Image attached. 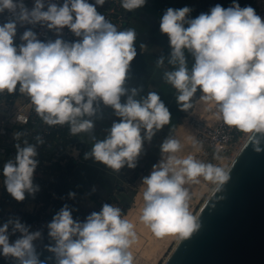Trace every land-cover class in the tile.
Instances as JSON below:
<instances>
[{"label":"clouds","instance_id":"1","mask_svg":"<svg viewBox=\"0 0 264 264\" xmlns=\"http://www.w3.org/2000/svg\"><path fill=\"white\" fill-rule=\"evenodd\" d=\"M105 3L64 0L59 5L35 0L29 10L23 0H0V13L7 10L12 15L0 25V94H13L19 85V92L27 93L46 125L67 124L73 136L93 132L101 102L110 107L120 121L112 123L84 158L119 172L125 166H137L145 141L170 124L171 113L158 93L144 97L142 89L126 88L137 56L136 32L118 30L99 13L96 6ZM145 4L146 0H121V7L129 12ZM191 11L168 8L160 19V32L168 37L171 49L167 63L173 66L162 79L177 90L180 111L193 107L199 91V99L216 105L218 118L226 126L252 133L254 150L264 151V21L252 7L241 8L235 0L228 8L217 4L196 18H190ZM17 24L46 25L58 36L67 27L80 39L41 42L26 30L16 46ZM139 47L146 50L143 43ZM186 53L192 57L190 68ZM165 59L161 55L157 66L163 67ZM122 97H127L124 103ZM35 140V144L25 140L24 146L16 143L15 158L3 165L4 186L17 202L39 190L33 177L39 163L37 146L45 140L40 135ZM181 150L180 141L170 135L160 146L161 160L142 178L140 220L156 237L187 238L200 229L199 220L189 211L190 194L184 187L188 181L199 182L197 178L203 177L222 186L230 179L222 167L192 155L178 157ZM74 195L69 193L70 198ZM72 212L65 205L47 225L54 246L46 250L55 264H133L129 249L138 237L133 223L122 218L121 208L105 203L83 222L74 220ZM17 232L20 237L10 243L9 236ZM41 235L30 232L18 218L9 219L0 226V254L17 264H43L34 244Z\"/></svg>","mask_w":264,"mask_h":264},{"label":"crops","instance_id":"2","mask_svg":"<svg viewBox=\"0 0 264 264\" xmlns=\"http://www.w3.org/2000/svg\"><path fill=\"white\" fill-rule=\"evenodd\" d=\"M234 0H146L144 7L126 13V23L124 30L134 29L136 32V48L137 56L131 63L129 78L126 82V88L142 89L140 96L146 97L149 92H156L160 95L162 102L171 113V121L169 125L164 126L150 142L145 141L143 145V153L138 158L137 166L129 169L127 166L119 172L106 168L104 165L95 162L93 159H85V154L91 151L93 144L97 140H102L107 135L112 123L119 122L120 118L115 116L114 110L100 103V113L94 118L93 132H82V153L81 162L74 171L70 172V182L65 175L60 177L64 184V198L53 208H39L32 202L22 205L19 209H12L9 205L0 203L2 210L13 215V219H19L23 222V213L32 214L39 217V222L34 224L33 230L39 226V230L46 235L41 249H47V246H54V241L49 238L47 225L52 221L56 213L65 205L73 209L72 215L74 220L84 221L92 212L101 210L105 203L111 201L113 193L117 188V180L123 176H130L133 173H143L145 170L153 168L161 160L160 146L163 141L170 135L176 139H183L185 131H193L191 121L193 118L201 119L207 123H214L218 118V114L212 107L210 114L203 112L195 113L196 106L200 103L201 109L207 110V102L199 99L202 95L197 92L192 100L194 107L186 112L180 111L175 97L177 90L170 84L166 83L162 77L166 71H171V65L167 63V57L170 55L169 40L166 35L160 32V19L168 8L180 9L189 7L192 9L190 18H196L201 13H207L215 5L219 4L224 8H228L233 4ZM241 8L248 6L247 0H235ZM146 45V50L141 51L139 45ZM163 55L166 57L163 67L157 66V59ZM189 68L191 67L192 57L186 53ZM127 97L121 98V103L126 101ZM139 99V96L137 97ZM206 105V106H205ZM209 111V110H208ZM206 115H211L207 120ZM141 135L143 137L144 131ZM194 135V134H193ZM195 139V138H194ZM199 146V145H198ZM121 180V179H120ZM2 183L0 179V195ZM69 193H74V198L69 197ZM37 225V226H36ZM37 229V230H38ZM49 238V239H48ZM10 243H14L9 238ZM38 256L45 258L44 255H50L46 250L45 254ZM52 254V253H51ZM0 257H4L0 254Z\"/></svg>","mask_w":264,"mask_h":264},{"label":"built area","instance_id":"3","mask_svg":"<svg viewBox=\"0 0 264 264\" xmlns=\"http://www.w3.org/2000/svg\"><path fill=\"white\" fill-rule=\"evenodd\" d=\"M53 3L62 5L64 0H52ZM94 4L95 0H88ZM35 0H23V4L31 10ZM97 11L103 14L106 19L114 24L118 30H124L126 19V9L121 7V0H106L103 6H96ZM223 7V6H222ZM47 10V5L45 6ZM256 14L264 20V10L259 9ZM12 18L11 13L5 10L0 13V25ZM26 30L33 31L41 42L54 41L61 38L67 42H74L80 38L65 27L59 36L55 31H50L46 25L40 24H17V33L14 44H21V36ZM214 111L218 114L216 105ZM194 138L199 147L206 153H229L238 144L241 131L228 127L219 118L214 123H207L201 119L193 118L191 121ZM40 135L45 140L41 146H37L38 166L34 172L33 183L38 186V191L34 195L26 193L23 202H17L7 192L3 180V165L16 156L15 144L24 146V141L35 144V137ZM82 133L75 136L70 134L69 125L48 126L35 112L30 97L27 93L19 92V85L16 92L0 94V179L2 190L0 203L9 205L12 209H19L22 205L32 202L39 208H53L64 198V184L60 177L65 175L70 182L68 174L75 170L81 162L82 153ZM12 219L10 214L3 211L0 218V226ZM37 231V228L34 229ZM11 233V228L9 229Z\"/></svg>","mask_w":264,"mask_h":264},{"label":"water","instance_id":"4","mask_svg":"<svg viewBox=\"0 0 264 264\" xmlns=\"http://www.w3.org/2000/svg\"><path fill=\"white\" fill-rule=\"evenodd\" d=\"M251 137L227 169L229 181L195 216L200 229L181 237L164 264H264V151Z\"/></svg>","mask_w":264,"mask_h":264},{"label":"rangeland","instance_id":"5","mask_svg":"<svg viewBox=\"0 0 264 264\" xmlns=\"http://www.w3.org/2000/svg\"><path fill=\"white\" fill-rule=\"evenodd\" d=\"M247 5L252 7L255 12L258 10V8L264 10V0H247ZM201 105L199 103L196 106L195 113L203 112L204 114H210L212 112L211 109L214 105L213 103L207 102V106L205 105L207 110H204V108L201 109ZM210 117L211 115L205 116L207 120ZM248 134L250 133L241 132L237 147L232 152L206 153V151H203L196 143L193 131H185V134H183L184 138L178 139L181 143L182 150L176 153V155L180 158H185L188 155H192L200 162L206 164L211 163L227 170L235 159L234 157L238 149L242 148L245 140L248 137ZM151 171L152 168L145 170L141 174H137L136 172L130 176L127 175L123 176V178H119V180H117V188L113 193L112 199L108 202V204H112L114 207L121 208L122 218L128 219L134 225V230L137 233L138 239L129 249L134 257L133 264H163L181 238V236L178 234H169L164 237H156L140 220L143 206L142 193L145 187L142 186V178L148 176ZM197 179L199 182L188 181L184 185L190 194L189 211L193 216L197 214V212L205 203L209 194H211L212 190L216 187V184L204 180L203 177H199ZM64 195L66 196L65 192ZM36 228L38 229L39 226ZM37 231L40 230L38 229ZM45 238L46 235L42 234L41 238L34 242L36 250L39 251L40 255L45 254L46 251V249L40 248V245L43 244ZM44 256L45 258L39 256V259L43 262V264H55V258L53 254L50 253V255L46 254Z\"/></svg>","mask_w":264,"mask_h":264},{"label":"trees","instance_id":"6","mask_svg":"<svg viewBox=\"0 0 264 264\" xmlns=\"http://www.w3.org/2000/svg\"><path fill=\"white\" fill-rule=\"evenodd\" d=\"M2 214H3V210L0 206V218L2 217ZM11 218L13 219V215H11ZM39 217L37 216H34L32 214H26V213H23V222L26 226L29 227V230L32 231L33 230V227H34V224H36L37 222H39ZM20 233H15V234H12L9 236V238L15 242L16 239H18L20 237ZM0 264H17V262L15 261L14 258H6V257H0Z\"/></svg>","mask_w":264,"mask_h":264},{"label":"bare ground","instance_id":"7","mask_svg":"<svg viewBox=\"0 0 264 264\" xmlns=\"http://www.w3.org/2000/svg\"><path fill=\"white\" fill-rule=\"evenodd\" d=\"M250 135H251V133L248 134L247 139L249 138ZM247 139L245 140V142L247 141ZM245 142H244V144H245ZM244 144H243V145H244ZM242 147H243V146H242ZM240 150H241V149L239 148L238 151H237L236 154H235V157L237 156V154L239 153ZM235 157H234V158H235ZM213 190H214V189H213ZM213 190H212V192H213ZM212 192H211V193H212ZM210 195H211V194H209V196H210ZM209 196H208V197H209ZM207 199H208V198H207ZM207 199H206V200H207ZM203 205H204V204H203ZM198 212H199V211H198ZM198 212H197V213H198ZM196 215H197V214H196ZM196 215H195V216H196ZM180 239H181V238H180ZM180 239H179V240H180ZM178 242H179V241H178ZM178 242H177V243H178ZM176 245H177V244H176ZM176 245H175V247H176ZM175 247H174V248H175ZM174 248H173V250H174ZM173 250H172V251H173ZM172 251H171V253H172ZM171 253H170V254H171ZM170 254H169V255H170ZM168 257H169V256H168ZM168 257H167V258H168ZM166 260H167V259H166ZM166 260H165V261H166ZM164 263H165V262H164ZM164 263H163V264H164Z\"/></svg>","mask_w":264,"mask_h":264}]
</instances>
